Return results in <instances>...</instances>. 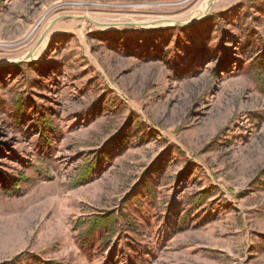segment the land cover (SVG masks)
Wrapping results in <instances>:
<instances>
[{"label": "rangeland", "instance_id": "obj_1", "mask_svg": "<svg viewBox=\"0 0 264 264\" xmlns=\"http://www.w3.org/2000/svg\"><path fill=\"white\" fill-rule=\"evenodd\" d=\"M180 1L0 0V264H264V93L248 68L264 57V0H215L192 25H148L208 9ZM66 2L127 7L43 20ZM58 17L50 29L65 31L18 62ZM201 192L209 199L190 206ZM108 213L138 233L121 218L110 241L83 247L80 225Z\"/></svg>", "mask_w": 264, "mask_h": 264}, {"label": "trees", "instance_id": "obj_2", "mask_svg": "<svg viewBox=\"0 0 264 264\" xmlns=\"http://www.w3.org/2000/svg\"><path fill=\"white\" fill-rule=\"evenodd\" d=\"M249 58L252 59L251 63L249 64L248 68L251 70L254 78V83L257 85L260 93H264V57L261 55L255 56L254 54L249 55ZM48 123L43 118L41 121L42 129L46 127ZM121 141V139H119ZM93 157L87 159L86 162L77 170L76 177L73 181V187L79 186L82 182H85L88 177L90 176L91 172L93 171L96 161L99 158H107V153L103 152L98 155L94 154ZM145 193H147L149 198H152V191L147 184H144ZM194 198V197H193ZM209 197L206 195L205 192L199 193L195 199H192L191 202L188 204L193 207H199L204 202H206ZM124 219V225L126 227V232H130L132 234H137L139 230V226L136 222H134L133 218L129 216H122L119 214V220ZM117 221L116 216L114 213H108L103 215H93L91 216L86 222L82 223L80 227L83 229L82 236L84 238V245L83 247L89 248L90 247V240L94 239L97 235L98 240L102 241L107 239V241L111 240L114 236L115 231L114 227L119 222ZM9 264H58L55 261H44L39 257L31 254H23L17 256L11 263Z\"/></svg>", "mask_w": 264, "mask_h": 264}, {"label": "bare ground", "instance_id": "obj_3", "mask_svg": "<svg viewBox=\"0 0 264 264\" xmlns=\"http://www.w3.org/2000/svg\"><path fill=\"white\" fill-rule=\"evenodd\" d=\"M215 1V0H214ZM187 1H180V2H176V3H173V4H176V5H184L185 3H186ZM209 2V1H208ZM127 6H125V5H114V4H110V5H101V4H94V3H63V4H57V5H55L52 9H49L46 13H45V15H44V19L43 20H45V18L46 17H48V15L53 11V10H55V9H58V8H69V9H78V10H80V11H82V12H84V13H88V11H91V10H94V9H97L98 11H101V12H103V11H107V9H105V8H112V9H121V8H126ZM184 7H182V9H183ZM68 11V10H67ZM112 11V10H111ZM203 11V10H202ZM201 11V12H202ZM205 14V13H204ZM202 15V14H201ZM196 17V16H195ZM176 18V17H175ZM175 18H173V19H175ZM178 18V17H177ZM180 19H182V18H180ZM54 20V19H53ZM176 20H179V19H176ZM184 20H190V19H185L184 18ZM51 21H52V19H51ZM168 25H170L171 26V24H168ZM50 26H51V23H49L46 27H45V29H44V32H45V34H46V36H45V38H44V40L39 44V46L35 49V51H34V53H33V55L31 56V58L33 57V59H36L37 57H38V55L45 49V47H46V44L48 43V41H49V39H50V36L52 35V34H54L55 32H62L63 30L65 31V29L67 28V27H65L63 24H62V22L60 23H57V24H55L51 29H50ZM67 26V25H66ZM169 27V26H168ZM50 29V30H49ZM35 30H36V28H32L29 32H28V34L21 40V41H19L18 42V44H21V43H23V42H25L27 39H29V38H31L33 35H34V33H35ZM34 39V38H33ZM34 42L36 43L37 42V39H35L34 40ZM34 43V44H35ZM34 44H33V46H34ZM33 48V47H32ZM31 48V49H32ZM30 49V50H31ZM29 50V51H30ZM26 55L27 54H25V56L24 57H26ZM31 58H29L28 59V61L29 60H32Z\"/></svg>", "mask_w": 264, "mask_h": 264}, {"label": "water", "instance_id": "obj_4", "mask_svg": "<svg viewBox=\"0 0 264 264\" xmlns=\"http://www.w3.org/2000/svg\"><path fill=\"white\" fill-rule=\"evenodd\" d=\"M214 0H209L208 2V9L205 12V14L202 15H198L196 17H192L190 20H176L173 18H163V19H157L155 21L150 22L148 25L149 26H153V25H166V24H171V26H169V28H173V27H186L189 25H192L194 23H196L197 21L201 20L202 18L207 17L211 11H212V6H213ZM63 19L65 17H58L56 18L51 24H54L55 21L57 19ZM71 18V17H70ZM74 18V17H72ZM87 20L92 21L90 19L87 18ZM96 24V23H95ZM98 26H102V27H140V24H96ZM46 34L45 32L39 37V39L37 40V42L34 44L33 48L27 53L26 57H23L21 59L18 60V62H26L28 61L29 58H31V56L33 55L35 49L39 46V44L44 40Z\"/></svg>", "mask_w": 264, "mask_h": 264}]
</instances>
